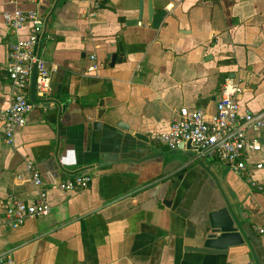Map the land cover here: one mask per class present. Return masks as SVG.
<instances>
[{
	"label": "crops",
	"instance_id": "crops-1",
	"mask_svg": "<svg viewBox=\"0 0 264 264\" xmlns=\"http://www.w3.org/2000/svg\"><path fill=\"white\" fill-rule=\"evenodd\" d=\"M56 2L0 0V113L11 103L10 47L31 33L12 31L5 11L40 13L36 50L56 68L50 103L35 97L13 142L0 119V254L12 251L15 264H264V130L239 171L156 138L182 107L215 112L227 76L243 81V109L264 110V0H152L166 10L158 29L149 0L142 12L140 0ZM28 160L53 210L12 228L9 199H39ZM74 173L91 185L56 188ZM226 200L244 241L223 254L190 250Z\"/></svg>",
	"mask_w": 264,
	"mask_h": 264
},
{
	"label": "built area",
	"instance_id": "built-area-1",
	"mask_svg": "<svg viewBox=\"0 0 264 264\" xmlns=\"http://www.w3.org/2000/svg\"><path fill=\"white\" fill-rule=\"evenodd\" d=\"M14 3L20 0H12ZM36 1V0H28ZM5 24L12 31L29 26L31 33L18 39L10 47L8 74L12 84L11 103L0 113L6 140L13 142L15 134L27 123V118L35 103L31 97V86L36 66L35 97L42 102H49L53 91V73L55 67L37 52L42 17L36 10L17 8L3 13ZM98 64L89 66V72L96 71ZM245 86L242 79L227 76L220 86L219 100L215 112L208 113L201 108L182 107L171 123L170 129L159 133L157 140L171 150L180 149L181 145L191 144L199 156L216 158L225 162L232 170L239 171L247 167L248 156L262 149L260 133L264 130V110L243 109L241 95ZM261 163L258 167H262ZM26 169L39 194L35 202H26L18 197H11L5 204V222L12 228H18L25 222L49 215L53 208L48 202V194L43 188L44 181L37 165L26 161ZM251 185L263 189L253 179ZM92 183L89 173H74L56 184V188L65 191H79ZM264 233V226L258 228ZM0 264H15L12 251L0 254Z\"/></svg>",
	"mask_w": 264,
	"mask_h": 264
},
{
	"label": "water",
	"instance_id": "water-1",
	"mask_svg": "<svg viewBox=\"0 0 264 264\" xmlns=\"http://www.w3.org/2000/svg\"><path fill=\"white\" fill-rule=\"evenodd\" d=\"M61 0H57L56 5ZM141 12L143 11V0H140ZM149 21L153 28L158 29L166 15V10L155 8L152 0H149ZM38 48V46H37ZM116 55L112 56L114 62ZM113 64V63H112ZM35 79H36V66L34 69L33 81L31 86V97L35 101ZM58 103H60L58 101ZM96 127H101V122L95 123ZM120 127L128 128V125L120 122ZM136 137L141 139H147V137L141 133H136ZM193 149L191 144H182L180 149L184 148ZM241 223L236 218L232 209V205L226 200L225 204L209 213L207 226L204 237L202 238L203 245L196 247H189L190 250L209 254H223L226 250L233 245L241 244L244 239L241 234ZM260 264V263H258Z\"/></svg>",
	"mask_w": 264,
	"mask_h": 264
}]
</instances>
